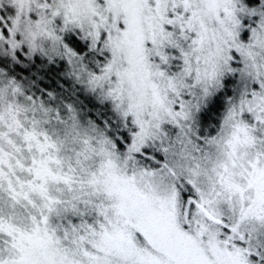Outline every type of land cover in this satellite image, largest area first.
Returning <instances> with one entry per match:
<instances>
[{"label": "snow or ice", "instance_id": "obj_1", "mask_svg": "<svg viewBox=\"0 0 264 264\" xmlns=\"http://www.w3.org/2000/svg\"><path fill=\"white\" fill-rule=\"evenodd\" d=\"M0 264H264V0H0Z\"/></svg>", "mask_w": 264, "mask_h": 264}]
</instances>
